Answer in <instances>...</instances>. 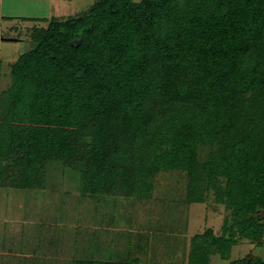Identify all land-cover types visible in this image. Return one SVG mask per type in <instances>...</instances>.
Masks as SVG:
<instances>
[{"label":"trees","instance_id":"obj_1","mask_svg":"<svg viewBox=\"0 0 264 264\" xmlns=\"http://www.w3.org/2000/svg\"><path fill=\"white\" fill-rule=\"evenodd\" d=\"M28 39L0 123L10 167L0 187L37 188L44 165L59 161L80 170L88 195L141 197L146 181L181 171L190 202L213 191L232 218L226 236L192 237L189 264L226 259L240 239L261 243L264 0H98Z\"/></svg>","mask_w":264,"mask_h":264},{"label":"rangeland","instance_id":"obj_2","mask_svg":"<svg viewBox=\"0 0 264 264\" xmlns=\"http://www.w3.org/2000/svg\"><path fill=\"white\" fill-rule=\"evenodd\" d=\"M96 1L65 0L53 8L57 2L47 0L46 8L52 10L47 17L49 14L48 18L62 21L82 16ZM40 11L43 13L45 9ZM5 25L17 27V32L7 35L9 39L20 36L17 41L0 42V123L12 84L9 62L31 48L30 40H25L28 38L26 28L42 24L15 21ZM5 30L1 27V34H5ZM82 140L85 144L90 142L89 137ZM210 148L209 145L199 146L201 162ZM9 168V163L0 159V174H6ZM4 176L0 175V180ZM39 177L41 184L37 188L0 187V236L3 226L8 230H14L15 224L24 230L30 226V231L23 234L33 236L30 241L35 239L37 244L40 239L43 252L40 264L103 259L136 260L138 264H189L192 237L206 229H211L216 236H226L227 232L222 230L224 221L227 219L229 226L232 220L225 201L219 204L212 200L213 191L206 201L190 202L188 180L181 171L160 172L150 182L146 181L148 189L141 197L88 195L83 191L80 170L59 161L47 162ZM20 241L26 244L29 239ZM15 245L7 241L4 252L7 247L16 251ZM248 254L264 260V234L260 244L240 239L230 248L226 259L213 253L210 261L211 264H230Z\"/></svg>","mask_w":264,"mask_h":264},{"label":"crops","instance_id":"obj_3","mask_svg":"<svg viewBox=\"0 0 264 264\" xmlns=\"http://www.w3.org/2000/svg\"><path fill=\"white\" fill-rule=\"evenodd\" d=\"M57 2V6L59 4H63L65 0H52ZM44 3L46 5H44ZM47 0H0V42H11V41H17L19 39L20 35H16L17 39L14 38H8L7 35L9 33H12L13 31L17 32V27H12L9 24L15 21L22 22L23 24L31 23V24H42L41 26H35L33 25L31 28H26V37L29 35V31L34 28H42L47 25V22L52 19L47 17V13H52L51 8L47 9ZM59 7H62L61 5ZM63 8V7H62ZM40 9H45V12H41ZM56 16V15H55ZM6 29L5 34H1V27ZM13 37V36H11ZM25 38V37H24ZM25 40H29L26 38ZM31 47V46H30ZM30 50V48H29ZM28 50V51H29ZM26 51V52H28ZM24 52V53H26ZM21 53L20 55L24 54ZM20 55L10 60L9 64L12 65ZM19 190V189H18ZM24 190V189H20ZM12 227V226H11ZM10 227V228H11ZM16 228L8 230L7 227L3 226L2 235L0 236V264H27V261L30 260L33 261V264H40L41 263V257L42 253L41 246L39 245L40 239L38 238V244L36 243L35 239H30L33 237H30L29 235H24V232L30 231V226H26L24 229H19L22 227H19L17 224H15ZM38 228V227H37ZM7 229V230H6ZM40 231V230H39ZM12 233V234H10ZM17 239L16 241L13 239ZM29 239L28 243L25 244L22 243L20 240L27 241ZM9 242L12 244H17L14 246V249L16 251H12V247H7V252H4L3 247L5 248V243ZM20 241V242H19ZM22 243V244H21ZM133 260V259H131ZM79 261H89V260H79ZM95 262H121V259L119 260H94ZM126 262V260H124Z\"/></svg>","mask_w":264,"mask_h":264}]
</instances>
